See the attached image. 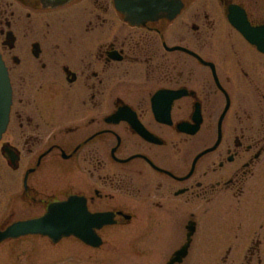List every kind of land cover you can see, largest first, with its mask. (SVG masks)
Instances as JSON below:
<instances>
[{"label":"flooded vegetation","instance_id":"af4514ba","mask_svg":"<svg viewBox=\"0 0 264 264\" xmlns=\"http://www.w3.org/2000/svg\"><path fill=\"white\" fill-rule=\"evenodd\" d=\"M51 1L0 0V164L18 172L19 210H41L8 211L0 230L55 206L75 233L5 240L0 264L33 238L100 260L108 248L116 264H194L224 213L245 230L244 264H262L264 51L247 35L264 31V0H181L178 15Z\"/></svg>","mask_w":264,"mask_h":264},{"label":"rangeland","instance_id":"374dc122","mask_svg":"<svg viewBox=\"0 0 264 264\" xmlns=\"http://www.w3.org/2000/svg\"><path fill=\"white\" fill-rule=\"evenodd\" d=\"M18 172H13L5 164H0V221L4 215L9 211L12 214L13 219L32 216L40 213L39 208H28L25 212H21L18 208L20 205L16 195L19 191V177ZM8 205V210H7ZM234 214L227 213L219 214L215 226L212 229L210 241L202 242L198 245L201 249V258L196 260L194 264H244V255L246 253V241L242 239L241 234L244 235L245 230L243 225H240V218L234 219ZM235 221L237 225L232 228L231 222ZM232 228V229H231ZM211 233V231H210ZM236 234V235H235ZM239 234V236H237ZM237 236V237H236ZM79 249V254L71 257L68 249ZM13 252L10 254L11 263L13 259L18 255L23 256L29 254L33 256L36 254L38 264H116V260L113 256H108V253H113L106 248L103 260L99 258L89 257L81 247H74L69 245H57L52 247L45 239H25L10 246ZM228 260H224L226 256ZM264 264V245L261 246L259 254ZM123 264H128V260L123 259ZM127 262V263H126ZM120 263V262H119ZM21 264V263H20ZM253 264H259L257 259Z\"/></svg>","mask_w":264,"mask_h":264},{"label":"water","instance_id":"95a60500","mask_svg":"<svg viewBox=\"0 0 264 264\" xmlns=\"http://www.w3.org/2000/svg\"><path fill=\"white\" fill-rule=\"evenodd\" d=\"M69 0H54L50 6L63 5ZM117 8L125 15H178L183 9L181 0H116ZM246 34V33H245ZM261 36L252 35L248 39L264 51V31ZM12 104V90L7 69L0 57V140L7 129ZM66 207V205H65ZM65 208L50 207L48 213L36 220L17 222L6 230H0V243L13 238L27 235L48 236L55 243L63 237L70 236L75 231L69 229L61 216H64ZM177 259H174L176 261Z\"/></svg>","mask_w":264,"mask_h":264}]
</instances>
